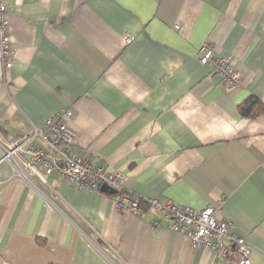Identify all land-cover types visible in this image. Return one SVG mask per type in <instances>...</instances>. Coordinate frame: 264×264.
<instances>
[{"label": "crops", "instance_id": "1", "mask_svg": "<svg viewBox=\"0 0 264 264\" xmlns=\"http://www.w3.org/2000/svg\"><path fill=\"white\" fill-rule=\"evenodd\" d=\"M2 1L15 52L0 63V157L15 142L48 151L23 139L69 109L72 152L125 179L113 194L56 173L27 183L21 156L0 161V264H236L227 238L192 247L172 219L116 209L131 196L220 206L264 264V115L237 110L264 100V0ZM202 47L234 60L233 90Z\"/></svg>", "mask_w": 264, "mask_h": 264}, {"label": "built area", "instance_id": "2", "mask_svg": "<svg viewBox=\"0 0 264 264\" xmlns=\"http://www.w3.org/2000/svg\"><path fill=\"white\" fill-rule=\"evenodd\" d=\"M5 6L0 0V63L4 69H10L14 57V47L7 34L8 20ZM178 28V27H177ZM130 38L126 39V43ZM201 63H208L212 72L216 74L226 91L233 90L240 81V76L234 68V60L227 56H216L210 47H202L198 55ZM69 109H62L51 114L44 121L43 131L34 128L30 137L23 140L38 138L47 147L48 151L34 146H25V142L10 143L2 152L0 161H8L15 155L21 156L22 168L15 174L27 183L30 178L36 177L45 182V177L56 173L78 189L93 191L106 186L114 191H121L125 176L121 172H110L107 168L95 166L78 158L71 150L75 133L67 124L70 116ZM16 163V162H15ZM42 167V173L37 167ZM147 207L153 212L172 219L171 229L187 239L192 247L201 246L217 252L219 245L225 238L229 246L220 254L224 258L235 255L236 264H249L248 254L250 247L241 236L230 232L231 224L218 217L221 207H206L194 210L183 207L168 198H153L146 200ZM116 209L139 214L141 208L133 197H124L115 202ZM157 225V223H153ZM189 229V230H188Z\"/></svg>", "mask_w": 264, "mask_h": 264}, {"label": "trees", "instance_id": "3", "mask_svg": "<svg viewBox=\"0 0 264 264\" xmlns=\"http://www.w3.org/2000/svg\"><path fill=\"white\" fill-rule=\"evenodd\" d=\"M237 110L240 116L245 118L253 119L257 115H264V100L257 99L255 97H250L242 101L238 106ZM133 199L137 200L138 206L140 208L147 207L146 200L137 199L134 196Z\"/></svg>", "mask_w": 264, "mask_h": 264}, {"label": "water", "instance_id": "4", "mask_svg": "<svg viewBox=\"0 0 264 264\" xmlns=\"http://www.w3.org/2000/svg\"><path fill=\"white\" fill-rule=\"evenodd\" d=\"M101 187H102L101 191H106V192H108L110 194H113L115 192L114 190H112V189H110V188H108L106 186H101Z\"/></svg>", "mask_w": 264, "mask_h": 264}]
</instances>
